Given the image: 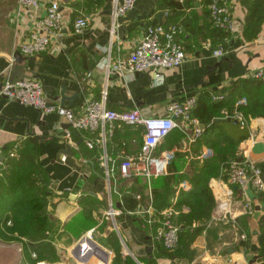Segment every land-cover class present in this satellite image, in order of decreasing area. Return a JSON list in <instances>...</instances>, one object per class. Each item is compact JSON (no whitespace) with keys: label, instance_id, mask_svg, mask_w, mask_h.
<instances>
[{"label":"crops","instance_id":"0c3cea01","mask_svg":"<svg viewBox=\"0 0 264 264\" xmlns=\"http://www.w3.org/2000/svg\"><path fill=\"white\" fill-rule=\"evenodd\" d=\"M47 1L43 0L35 9L22 10L18 0H0V83L37 80L51 104L60 105L59 95L62 94L67 99L62 106L74 112L82 111L85 103L99 100L105 92V107L109 110H138L146 118L164 116L169 102L196 100L200 93L207 91L215 101L221 97L222 89L239 79L253 80L250 75L264 69V0L231 1L233 26L225 40L210 26L206 0H173L178 4L162 9L158 7L161 0H136L134 7L118 20L117 27H113V36H110L113 0H91L87 7L83 0H55L61 16L59 30L44 52L22 56L19 45L28 35L34 19L42 16ZM167 2L165 0L164 4ZM80 16L87 19L88 25L82 34L75 35L72 25ZM170 24L179 27L177 40L185 60L176 69L164 71L161 84H155L149 74L106 73L103 61L112 63L117 57H125L149 27ZM246 27L252 28V31L245 30L246 35L257 29L252 40L243 35ZM222 41L223 56L213 58L210 52L221 46ZM16 52L28 70L9 73ZM240 102H244V97ZM220 126L218 133L201 138L199 144L189 142L184 133L181 139L172 132L165 142L177 139L176 145H168L170 152L157 155L166 160L164 175L167 170L173 171L167 169L173 152L183 162L177 172L188 174L192 173V162L200 165L223 148L225 140L236 139L235 123L225 121ZM244 126L247 136L236 145L234 155L264 169V118L247 117ZM199 128L202 131L204 126L199 124ZM142 136L141 128L120 124L114 126L110 135L105 133L104 139L100 132H72L65 120L54 113L43 115L32 107L0 97V149L34 140L37 161L48 180L46 211L52 225L51 245L57 260L35 264H264L259 226L264 214V193L259 200L258 196L252 198L249 190L245 191L254 209L252 214L246 215L240 191L213 178L208 181V188L215 205L204 230L190 247L194 256L186 260L165 254L148 220L155 216L153 207L157 203L164 201L167 206L163 209H170L176 194L162 191V197L157 196L159 187L164 188V175L151 178L147 184L140 177L123 180L117 174V163L121 159L139 154ZM87 141L93 143L91 149L86 147ZM77 142H80L78 146ZM104 155L110 159L108 165H114L113 179L105 177ZM60 157L64 161L61 162ZM262 179L264 181V171ZM131 190L142 195L140 210L130 215L120 213L107 217L108 208L120 210L121 194ZM219 205L225 207L224 212ZM91 206L88 213L82 210ZM240 235L245 238L241 240ZM79 243L86 247L92 243L100 250L96 253L89 250L86 258L82 254L75 257L73 253ZM0 264L28 263L20 245L0 242Z\"/></svg>","mask_w":264,"mask_h":264},{"label":"built area","instance_id":"2783aa9c","mask_svg":"<svg viewBox=\"0 0 264 264\" xmlns=\"http://www.w3.org/2000/svg\"><path fill=\"white\" fill-rule=\"evenodd\" d=\"M42 1L18 0V6L22 10H32L39 7ZM231 1L206 0L208 20L214 30L231 33L233 26ZM135 2L136 0H113L110 36H113V30L117 27L118 20L134 7ZM60 20L58 3L55 0H48L43 7L42 16L34 19L28 35L19 45V53L27 57L44 52L51 37L59 30ZM87 25V19L80 16L74 20L72 32L75 35H80ZM178 32L179 27L175 24L165 27L151 26L146 30L145 36L134 45L125 57H117L112 63L105 60L102 62V66L108 75L149 74L154 77L155 84H161L162 73L176 69L185 60V53L177 40ZM210 54L213 58L220 59L224 54V48L216 47ZM250 78L264 82V69L254 71ZM0 97L32 107L43 115L54 113L65 120L72 132H100L102 139H104L105 133L110 135L117 124L141 128L143 130L142 145L137 157H125L117 163V174L123 180L140 177L148 184L151 178L165 174L166 160L155 155L154 151L161 140L172 130L177 129L184 133L189 142L195 141L200 136L199 125L190 115L195 105L194 98L186 99L183 102H169L165 106L164 116L146 118L142 117L138 110L113 111L107 109L105 107V92L101 93L99 100L85 103L83 110L79 112H74L65 106L53 105L45 96L42 84L34 79L16 83L1 82ZM233 119L240 126L244 125L241 115L234 114ZM85 144L89 149L93 146L92 142L87 141ZM104 158L105 177L107 180L113 179L112 168L114 165L109 166L110 159H107L105 155ZM60 161H64V158L60 157ZM224 172L227 185L236 187L240 191L245 214H252L254 209L251 197L245 191L249 190L252 198L264 193L261 169L250 162L241 160L228 163ZM224 208L223 205H219V209L223 210ZM138 210H140L139 207L134 212H124V214H134ZM145 212L148 214L149 210ZM120 213V210L109 207L105 214L107 217H114ZM173 217L171 209L165 208L157 212L153 219L148 220V223L155 229V239L164 251H171L177 243L178 226L173 222ZM244 238L243 235H240L241 240Z\"/></svg>","mask_w":264,"mask_h":264},{"label":"trees","instance_id":"16d2710c","mask_svg":"<svg viewBox=\"0 0 264 264\" xmlns=\"http://www.w3.org/2000/svg\"><path fill=\"white\" fill-rule=\"evenodd\" d=\"M91 0H83L87 7ZM161 0L158 7L172 6L178 3L173 0ZM96 3V1H93ZM211 26V24H210ZM212 28V26H211ZM213 29V28H212ZM245 30L252 31L246 27L243 35L252 40L256 30L248 35ZM220 37L226 39L229 33H221L213 29ZM224 46V41L221 42ZM213 93V92H212ZM221 99L212 100L210 92L200 93L195 100V105L190 115L199 124L204 126L200 136L194 141L197 144L201 138L212 136L220 131L221 123H235L236 139L225 140V146L218 149L211 159H204L200 165H193L192 173L186 172L177 175L168 173L162 177L163 189L156 191L157 196L166 191L167 194H176L174 203L170 209L174 214L173 222L178 226L177 243L171 251H164L170 258L190 260L194 256V250L190 247L195 239L204 230L209 220L210 213L214 208V200L208 188L210 179L225 181L224 169L232 161H241L234 155L236 145L247 136L245 126L233 119L234 114L241 115L243 120L250 117L264 118V82L250 79H239L227 89L221 90ZM263 96V97H262ZM244 102L241 103V98ZM219 98V97H218ZM181 139L185 135L177 130H172L155 148V155H163L170 152V146L176 145L177 139L166 144L165 140L171 133ZM166 145V149H164ZM261 172L263 168L259 167ZM263 170V171H262ZM167 176V177H166ZM48 180L37 161V146L34 140L28 139L16 144L8 145L0 149V241L4 243L17 242L22 246V254L29 264L37 262L53 263L57 260L53 241L52 225L48 220L46 206ZM185 186H180V184ZM155 195V194H154ZM120 212H134L142 202V195L131 190L121 194ZM262 200V195H258ZM153 199V194H152ZM167 205L159 202L155 205L157 213ZM92 206L82 210L88 213ZM264 248V214L259 220ZM35 256L31 259V256Z\"/></svg>","mask_w":264,"mask_h":264},{"label":"water","instance_id":"95a60500","mask_svg":"<svg viewBox=\"0 0 264 264\" xmlns=\"http://www.w3.org/2000/svg\"><path fill=\"white\" fill-rule=\"evenodd\" d=\"M63 2L65 1H73V0H61ZM13 59H14V65L10 67L9 69V73L10 72H14V71H27V67L26 66H23L22 65V62H24V60L22 59V57L19 55V53H15L13 55ZM59 102H60V105L62 106L64 101H66L67 99L65 97H63L62 94L59 95ZM38 139V138H36ZM69 144V143H68ZM80 144V142H77L76 143V146H78ZM68 150V148H66ZM233 189H236V187H233ZM88 246L86 247L83 243H79L77 245V247L75 248V252L73 253L75 257H78V256H84L85 258L88 257V255L90 254L89 253V250L93 251V252H98L100 249L97 248L95 245L92 246V243H88L87 244ZM87 254V255H86Z\"/></svg>","mask_w":264,"mask_h":264},{"label":"rangeland","instance_id":"374dc122","mask_svg":"<svg viewBox=\"0 0 264 264\" xmlns=\"http://www.w3.org/2000/svg\"><path fill=\"white\" fill-rule=\"evenodd\" d=\"M166 145H164V149L163 150H165L166 149ZM178 154H175V152H173L172 153V155H171V157H170V159L168 160L169 162H168V167H167V169H172L173 171L171 172V174L173 173V175H177V174H179L178 172H177V168H179L182 164H183V162H181V160H180V158L177 156ZM183 161H184V159H183ZM193 163V162H192ZM191 164V163H190ZM168 171L169 170H167V173H168ZM189 174V173H188ZM165 176V175H164ZM167 177V176H166ZM1 242V241H0ZM1 243H4V242H1ZM11 244H16V245H20V243H17V242H10ZM20 247H21V249H22V246L20 245ZM23 255V254H22ZM23 258H24V260L28 263V261L25 259V257L23 256ZM35 258V256H31V259H34ZM29 264V263H28ZM45 264V263H44Z\"/></svg>","mask_w":264,"mask_h":264}]
</instances>
